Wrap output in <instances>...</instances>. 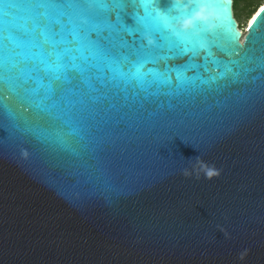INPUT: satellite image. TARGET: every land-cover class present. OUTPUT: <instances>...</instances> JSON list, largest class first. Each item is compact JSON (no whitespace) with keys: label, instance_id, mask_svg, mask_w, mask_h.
<instances>
[{"label":"water","instance_id":"1","mask_svg":"<svg viewBox=\"0 0 264 264\" xmlns=\"http://www.w3.org/2000/svg\"><path fill=\"white\" fill-rule=\"evenodd\" d=\"M233 3L124 0L118 20L102 14L117 60L142 46L122 44L124 27L155 44L142 82L109 85L87 150L60 144L58 123L4 87L0 264H264V5L243 36ZM0 10L16 14L5 17L13 47L45 11ZM198 157L221 175H185Z\"/></svg>","mask_w":264,"mask_h":264},{"label":"snow or ice","instance_id":"2","mask_svg":"<svg viewBox=\"0 0 264 264\" xmlns=\"http://www.w3.org/2000/svg\"><path fill=\"white\" fill-rule=\"evenodd\" d=\"M0 5L9 10L22 6L45 10L37 12L32 26L25 29L29 39L25 42L16 37L14 47L9 44L5 17L16 14L0 10V92L5 86L17 94L24 89L35 107L58 123L56 138L60 144L75 151V142L87 150L96 143L93 129L98 130L97 117L104 103H110L109 85L117 81L142 82L147 75L142 71L152 63L142 58L149 54L143 35L147 29L124 27L122 44L127 47L128 37L138 36L142 46L117 60L101 44V18L107 13V20L113 15L118 20L120 13L111 10L123 7L124 0H0ZM99 58L103 59V67L96 63ZM29 82L36 87H26Z\"/></svg>","mask_w":264,"mask_h":264},{"label":"clouds","instance_id":"3","mask_svg":"<svg viewBox=\"0 0 264 264\" xmlns=\"http://www.w3.org/2000/svg\"><path fill=\"white\" fill-rule=\"evenodd\" d=\"M176 8L175 10L177 12L179 11H186L187 7L186 0H175ZM184 6V7H181ZM206 8H202L196 15L195 19L188 18L185 20H181L177 22V27L181 31H189L194 27V24L196 20H204L205 14L207 13ZM146 42L149 46H152L155 44V40L151 37H145ZM27 155V153H25ZM193 172L199 175H203L206 179H213L221 175V170L218 169L214 164H209L206 160L203 159V157H198L197 160L194 162L191 168H188L185 170V175H192Z\"/></svg>","mask_w":264,"mask_h":264},{"label":"rangeland","instance_id":"4","mask_svg":"<svg viewBox=\"0 0 264 264\" xmlns=\"http://www.w3.org/2000/svg\"><path fill=\"white\" fill-rule=\"evenodd\" d=\"M263 3H264V0H253L249 7H244V3L240 1L238 9L235 10V16L239 24L241 25V30L244 31L245 34L248 29L250 20L252 16L254 15L253 11L256 12L258 9H260L261 4Z\"/></svg>","mask_w":264,"mask_h":264},{"label":"trees","instance_id":"5","mask_svg":"<svg viewBox=\"0 0 264 264\" xmlns=\"http://www.w3.org/2000/svg\"><path fill=\"white\" fill-rule=\"evenodd\" d=\"M240 1H242L244 3V7H249L252 3L253 0H234V3H233V10H234V15H235V10L238 9L239 7V3ZM255 11H253V14H254ZM252 14V13H251ZM236 17V16H235ZM237 19V18H236ZM240 28H241V25L239 24Z\"/></svg>","mask_w":264,"mask_h":264},{"label":"bare ground","instance_id":"6","mask_svg":"<svg viewBox=\"0 0 264 264\" xmlns=\"http://www.w3.org/2000/svg\"><path fill=\"white\" fill-rule=\"evenodd\" d=\"M264 5V4H263ZM243 32V34L245 35V33H244V31H242ZM247 32V31H246Z\"/></svg>","mask_w":264,"mask_h":264},{"label":"flooded vegetation","instance_id":"7","mask_svg":"<svg viewBox=\"0 0 264 264\" xmlns=\"http://www.w3.org/2000/svg\"><path fill=\"white\" fill-rule=\"evenodd\" d=\"M263 4H264V3H263ZM263 4H261V6H262ZM261 6H260V7H261Z\"/></svg>","mask_w":264,"mask_h":264}]
</instances>
